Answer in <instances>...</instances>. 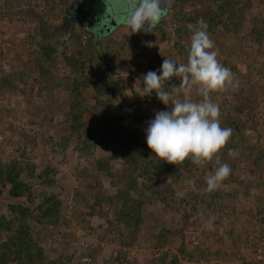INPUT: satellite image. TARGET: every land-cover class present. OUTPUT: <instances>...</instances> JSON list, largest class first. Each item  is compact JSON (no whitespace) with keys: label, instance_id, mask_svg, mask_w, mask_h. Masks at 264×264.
I'll return each mask as SVG.
<instances>
[{"label":"rangeland","instance_id":"374dc122","mask_svg":"<svg viewBox=\"0 0 264 264\" xmlns=\"http://www.w3.org/2000/svg\"><path fill=\"white\" fill-rule=\"evenodd\" d=\"M74 1L0 0V169L3 175L9 161L28 185L17 203L8 196V183L0 181V193L10 207L1 218L9 216L5 221L14 227L23 217L34 232L31 242L46 252L44 260L55 256L48 264H80L81 240L88 241L91 264L171 260L174 264H244L246 255L262 262L264 156L260 157L253 141L257 135L264 144V0H249L237 17H228L227 9H219L211 0H168L152 33L114 27L93 43L77 20L69 17L77 12L70 8ZM103 1L111 8V0ZM242 4L240 0L234 9ZM201 17L214 41L217 60L231 70L237 85L223 90L227 109L220 110L221 127L227 117L238 115L247 128L239 131L244 139L233 136L234 149L239 150L235 158L228 155L232 148L227 143L211 161L193 164L189 157L180 167L164 162L158 176L147 164L154 160L145 154L150 151L145 129L155 112L168 108L155 92L146 96L142 77L149 71L159 74L163 59L187 62L188 53L181 45L187 48ZM74 36H79L81 55L70 45ZM38 44L54 49L49 60L40 56ZM100 78L118 84L114 97L95 96L89 83ZM172 80L179 86V78L173 77L164 90ZM215 93H210V99L218 104L221 99ZM188 95L194 102L203 99L195 86ZM84 106L76 120L79 107ZM234 107L239 114L230 112ZM5 137H25L27 154L4 144ZM139 149L146 158L137 154ZM130 153L131 163L125 160ZM218 161L227 163L231 173L219 189L207 192L206 177ZM23 164L26 169L20 167ZM128 171L135 178L132 194ZM151 191L156 195L149 196ZM117 192L135 201L124 209L127 221L117 218L121 200ZM48 196H56L60 204L45 222L40 215L46 205L43 198ZM137 216L138 223L132 220ZM81 230L89 231L87 237L76 236ZM256 234L260 244L252 242ZM190 237L200 241L197 247L191 246ZM35 258L29 250L19 262L36 264Z\"/></svg>","mask_w":264,"mask_h":264},{"label":"clouds","instance_id":"9594fccd","mask_svg":"<svg viewBox=\"0 0 264 264\" xmlns=\"http://www.w3.org/2000/svg\"><path fill=\"white\" fill-rule=\"evenodd\" d=\"M83 1L85 0L74 1L78 8L81 6V12L84 11ZM94 2L95 0L91 3ZM100 2L104 1L98 0V3ZM128 2L130 6L124 23L131 33H152L165 14L161 0ZM86 7L91 8L88 4ZM207 27L203 17L197 20L190 41L186 44V63L177 64L171 59H163L159 74L149 71L142 77V91L146 96L155 92L158 100L168 108L166 111L155 112L154 119L147 123L145 129L148 149L156 159L168 164L182 163L189 157L193 164L211 161L228 143L233 132L230 127H221L219 105L211 101L210 93L223 91L229 86L235 88L237 85L233 82L231 70L217 60L218 53L212 50L214 41L210 38ZM103 31L102 29L99 37L108 34ZM121 73L127 76V72ZM173 77L179 78V86L173 84L170 90H164L165 82ZM194 86L203 97L200 102H194L188 95ZM181 94L184 99L179 98ZM169 103L171 108L168 107ZM228 155L235 158L239 155V150L229 149ZM230 173L231 168L227 163H219V166L207 175L204 190L212 192L219 189Z\"/></svg>","mask_w":264,"mask_h":264},{"label":"trees","instance_id":"16d2710c","mask_svg":"<svg viewBox=\"0 0 264 264\" xmlns=\"http://www.w3.org/2000/svg\"><path fill=\"white\" fill-rule=\"evenodd\" d=\"M89 1L90 0L83 1L82 5L84 6V8L87 6ZM211 1L215 2V4L218 3L219 9H223V8L227 9L228 17L240 16L241 12L243 10L247 9V7L249 5V3H248L249 0H243V4L241 5V8L236 10L237 8L236 9H234V8L236 6H238V4L240 3V0H230V1L229 0H227V1L226 0H211ZM261 3H263V2H261ZM261 5L264 6V4H261ZM83 13H84V11H83ZM228 17H226V20L228 19ZM239 25H240V23H237V24L233 23L234 27L239 26ZM228 29H229V27L226 28V31H229ZM82 30L85 32L84 29H82ZM70 45L73 47L75 46V48H77L78 55H81L82 52H81L80 44H79V36L78 37L74 36V39H73V41H71ZM174 45L176 46V44H174ZM88 46H89V44H88ZM38 47L40 49V56H43L45 59L49 60V57L54 52V49L47 46V45H43V44H38ZM181 48H184L186 53H188V49L187 48L185 49V46L181 45ZM65 60L68 61V57H66ZM100 64H101V67H103L101 62H100ZM173 84L175 85V80H172L169 83L166 90H169L170 86ZM89 85L94 90L93 92H94L96 97L104 96L106 98L114 97L117 94V88L119 87L118 84H116L114 81L107 82V81H105L104 78H100L97 81H92L91 83H89ZM225 92L226 91H219V92L215 93V95L221 99L218 101V105H219L220 110H221V108L222 109L226 108V101L223 98ZM96 102L98 103L99 101L96 100ZM131 107L133 108V106H131ZM79 109H81V110H79L78 113L75 115L76 120H79V118L81 117V114L85 111L86 107L85 106L79 107ZM121 111H122V113H125L124 112L125 109H122ZM230 112L233 114L238 113V111L235 107L231 108ZM237 117H239V116L238 115L237 116L232 115L231 118L227 117L226 124H224V126H223V127H230L233 130V132H232L233 135H231V137L235 136L236 134L239 137H242L240 135V132H239V131H241L240 129L242 127L247 128V126H245L241 120H237ZM76 122L77 121H75V123ZM71 127L73 128V124ZM83 132L89 133V131L85 130V129H83ZM246 153H247V148H246ZM137 154H140V155L142 154L141 149L138 150ZM250 155L251 154H249V156H247V157H250ZM128 156H130L129 159H128V157L127 158L125 157L126 162H129V163L133 162L132 160L134 159V157H133L134 155L132 153H130V155H128ZM141 157L146 158L143 154L141 155ZM262 159L264 160V157H262ZM153 160L155 162L151 161V162H147V164H151L152 167L150 166L151 167L150 170L157 172V175L159 176L161 173V171L159 169L162 168V171H163L164 162L159 161L156 158ZM143 161H145V159H143ZM254 161H256V160H254ZM133 166H135L134 163H133ZM143 166H145V165H143ZM180 166H182V163L178 164V167H180ZM100 167H102V164H100ZM3 169H4L3 175H2V170L0 169V181H5V183H8V185H9L8 196L10 198H20L22 195V192L23 191L26 192L28 188L26 187V184L24 183V181H22L21 179H19L17 177L19 172L14 171L15 169L13 168L12 164L5 166ZM187 173L189 174V171H187ZM130 174H132V173L128 171L127 175H126V180L127 181L130 180V182L128 183L129 184L128 188L132 194V192L136 189V186H135V178L133 180L132 176L131 177L129 176ZM173 175L177 176L175 170L173 171ZM148 176H153V175H148ZM158 176H156V178ZM1 177H4V179H2ZM129 190H128V193H129ZM148 190H149V188H148ZM155 192L156 191H151L149 196L156 195ZM116 195H118L122 200V201L121 200L119 201L120 210H119V213L117 214V216H118L117 218H119V219L123 218L125 221H127V219H128L127 216H129V214L126 211H124V209L130 208V206H129L130 204H128V203H130V201H131V203L135 202V201H133L130 198H129V201L126 200L125 198H127L126 197L127 193H126V196L124 194L119 193V192H117ZM55 197L56 196H48V197L43 198L42 203L46 204L47 206L45 205V207H43V210H42L43 213H41L40 217L42 218L43 221L45 220V222L46 221L48 222L49 217L56 213L57 207L60 204L59 201L57 199H55ZM129 197H130V194H129ZM126 201H128V202H126ZM117 202H118V200H117ZM136 204L139 205L140 202H136ZM13 211H14V209H13ZM135 218L132 219L133 221L135 220L134 222H136V223L140 222V219H138V216ZM17 219H18V223L14 227L10 226L11 222L3 221L2 218L0 219V264H14L15 262H17V264H20V262H19L20 255L23 253H27L29 251L30 246L35 247L34 244L31 242L30 237L28 236V231H32V230L31 229L28 230L27 225L23 223V221L21 220V219H23V217H18ZM42 220H40V221H42ZM38 222H39V220H38ZM131 223H133V222H131ZM164 263L165 264H172V263L174 264L175 262H174V260H171L169 262H163V264Z\"/></svg>","mask_w":264,"mask_h":264},{"label":"flooded vegetation","instance_id":"af4514ba","mask_svg":"<svg viewBox=\"0 0 264 264\" xmlns=\"http://www.w3.org/2000/svg\"><path fill=\"white\" fill-rule=\"evenodd\" d=\"M93 0H90L88 2V5L92 6L93 3H91ZM114 3V6L116 9L108 8V6L101 4L100 9L97 10V14L94 15L93 10L84 8V13L81 12V9L78 8V5L73 2L71 3V7L78 11L75 12L77 15H69L72 19L74 18L77 20V23L79 24V27L84 29L86 32H88L89 37L91 38V42H95V40L98 39L99 35H96L94 31L100 32L102 29H107L108 26H110L114 21V27H127L126 25H122L121 21L124 19V15L122 14L124 10L129 9V2L128 0H111ZM118 11V12H115ZM116 18L118 19L116 21ZM106 25L105 27H103ZM111 30V29H109ZM110 33V32H109Z\"/></svg>","mask_w":264,"mask_h":264},{"label":"crops","instance_id":"0c3cea01","mask_svg":"<svg viewBox=\"0 0 264 264\" xmlns=\"http://www.w3.org/2000/svg\"><path fill=\"white\" fill-rule=\"evenodd\" d=\"M81 7V6H80ZM79 7V8H80ZM32 110V109H31ZM89 117V116H88ZM87 117V118H88ZM89 124V123H88ZM87 127H88V125H86ZM90 126V125H89ZM256 135V134H255ZM255 137H257V135L255 136ZM254 137V141H253V144L254 143H256V145L255 146H253V147H256L257 149H259L260 150V157L261 156H264V144L261 146L260 145V138H255ZM25 137H22V139H19V137L17 138V137H5L4 138V144H11V147H12V149H16V151L17 150H19L18 152H20L19 154H22L21 152H26V154H27V145L25 144V140L23 141V139H24ZM241 140L242 139H244V137H239ZM251 140V139H250ZM245 141H248L247 139L245 140ZM239 142H241V141H239ZM252 144V145H253ZM14 145H15V147H14ZM249 145H250V143H249ZM257 145L258 146H260L259 148L257 147ZM235 146H237V144H235V141H234V138L233 137H230L229 138V141H228V145H227V147L228 148H232V149H234L235 148ZM247 145H246V143L244 144V147H246ZM4 147H6V145L4 146ZM17 148H19V149H17ZM145 154L148 156L149 154H150V156H148V158L149 159H155V157H154V155H153V153L151 152V151H149V152H145ZM23 155V154H22ZM246 156H248V153H246ZM146 157V156H145ZM36 160V159H35ZM38 160V159H37ZM36 160V161H37ZM256 160H258V158L256 157ZM25 163H27V160H25ZM8 165L10 164L9 163V161H8V163H7ZM24 166H27L26 164H23V166H20V167H22L23 169H26ZM19 167V168H20ZM36 178V177H35ZM3 183V184H2ZM2 185H4L5 184V181H2ZM25 183V182H24ZM26 184V183H25ZM2 185L0 186V189H2ZM5 187H7V184L5 185ZM26 187H28V185L26 184ZM3 190H5L4 188H3ZM8 190H9V186H8ZM0 195L1 196H3V198H1L0 197V219H1V217H5L7 214H4V215H2V212H5V211H7V209H6V204H8L7 202H9V200H7V198H6V195L1 191V193H0ZM21 198H23V195H21ZM21 198H13V199H17V201L16 200H14V201H16L17 203H18V201H20V199ZM12 199V198H11ZM12 199V200H13ZM3 201V204H1V202ZM2 205H4V207H3V209H2ZM15 205V204H14ZM17 205V204H16ZM15 205V206H16ZM9 206H7V208H8ZM8 212V211H7ZM18 212V211H17ZM9 218V216H7V218L5 219V220H7ZM5 220H3V221H5ZM33 231H28V236L29 237H31L32 235H33ZM41 244H43V243H41ZM217 245H215L214 247H216ZM245 249V251H248V247H245L244 248ZM29 250L32 252V254H35L36 255V258H35V262L34 263H36V264H48V262H49V260H53L52 258H54V257H51L49 260H47L49 257L47 256L46 258H45V260H44V257H43V254H46V252H44V250H42L41 249V245H38V244H36L35 245V247H29ZM225 253H227V252H225ZM232 256V255H231ZM238 256V255H237ZM245 257V256H244ZM245 259H246V262L244 263V264H264V260L261 262H259V261H255L251 256H247L246 255V257H245ZM255 261V262H254ZM14 264H17V262H15ZM20 264H31V260L29 261V262H20Z\"/></svg>","mask_w":264,"mask_h":264},{"label":"built area","instance_id":"2783aa9c","mask_svg":"<svg viewBox=\"0 0 264 264\" xmlns=\"http://www.w3.org/2000/svg\"><path fill=\"white\" fill-rule=\"evenodd\" d=\"M2 139L3 138H0V142H1ZM88 232L89 231L81 230V231H77L75 234H76V236L78 234V235H81L83 237H87ZM189 239H190L189 242H190L191 246L197 247L199 245V243H200V241H197V239H194L193 237H190ZM261 240L262 239L256 234L254 236V239H253L252 242L253 243H257L258 242L260 244ZM89 248H90V246L88 244V241L87 242L85 240L79 241V247H78V251L79 252L77 253L78 254V263H80V264H91V258H90L89 255L86 254V252H87V250Z\"/></svg>","mask_w":264,"mask_h":264},{"label":"water","instance_id":"95a60500","mask_svg":"<svg viewBox=\"0 0 264 264\" xmlns=\"http://www.w3.org/2000/svg\"><path fill=\"white\" fill-rule=\"evenodd\" d=\"M167 2H168V0H161V7H162V8H165V10H166V8H167ZM102 3H103V2L98 3V0H95V2L92 4L91 9L93 10L94 15L97 14V10L100 9V6H101ZM111 8H113L114 10L116 9V7L114 6V3H111ZM127 11H128V9H126V10L123 11L122 14L124 15V17L126 16ZM115 12H118V11H115ZM117 20H118V19L116 18V21H117ZM114 22H115V21H114ZM114 22H113L110 26H108L107 29H105V30L103 31L105 34L108 33L109 29L112 28V27L114 26ZM118 22H121L123 25L125 24V23H124V19L121 20V21H118ZM125 25H126V24H125ZM105 26H106V25H104L103 27H105ZM94 32H95L96 35H101L102 30H101L100 32H97V31H94Z\"/></svg>","mask_w":264,"mask_h":264}]
</instances>
